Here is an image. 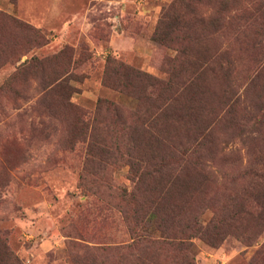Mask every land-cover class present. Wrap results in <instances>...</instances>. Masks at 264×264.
Returning a JSON list of instances; mask_svg holds the SVG:
<instances>
[{"label":"rangeland","instance_id":"rangeland-1","mask_svg":"<svg viewBox=\"0 0 264 264\" xmlns=\"http://www.w3.org/2000/svg\"><path fill=\"white\" fill-rule=\"evenodd\" d=\"M171 1L0 0V13L45 36L43 44L27 48L23 32L0 25L8 49L0 61V85L29 58L57 57L42 71L14 79V101L0 94V264H188L170 252L109 251L130 239L122 206L102 189L109 184L129 192L128 168L97 179L85 194L78 186L83 145L66 143L32 109L39 96L36 79L68 65L73 104L91 111L101 98L134 110V98L101 83L107 57L159 80L176 75L174 83L188 84L162 121L169 145L194 153L198 166L166 178L156 189L162 192L161 222L169 224L166 217L175 214L184 234L199 230L190 239L191 264H264V186L249 188L259 183L251 168L264 167V0H257L262 8L246 3L247 45L233 43L231 30L205 44L203 51L226 52L233 63L230 74L207 65L198 77L174 73L175 51L154 36L159 13ZM16 47L24 51L19 58L9 52ZM61 50L64 55H57ZM150 146L155 153L164 149L159 142ZM151 223L143 227L148 235Z\"/></svg>","mask_w":264,"mask_h":264},{"label":"trees","instance_id":"trees-1","mask_svg":"<svg viewBox=\"0 0 264 264\" xmlns=\"http://www.w3.org/2000/svg\"><path fill=\"white\" fill-rule=\"evenodd\" d=\"M247 2L255 6L259 4L257 8H262V2L257 0H172L162 8L154 36L161 45L175 51L176 62L173 68L178 72L174 73H188L191 77H198L209 65L216 66L218 72L228 76L233 63L225 55L226 52L211 53L203 49L208 39L217 37L220 32L224 36L230 30L234 35L228 37L233 43L241 47L247 45L248 36L244 34L247 24L245 20L250 12ZM0 25H10L14 31L23 32L27 48L43 44L45 36L39 29L3 13H0ZM7 50L0 36V61ZM17 50L19 48L16 47L9 52L20 53L18 58L24 55L23 50ZM57 55H64V50ZM56 58L52 59L56 61ZM52 59L29 58L24 61L19 65V70L0 85V94L9 95L14 101L18 94L14 79L42 71ZM64 66L55 67L48 76L36 79L34 91L39 96L32 109L42 113L46 118L43 122L46 128H56L66 143L83 145L84 157L78 186L85 194L92 192L97 179L107 180V175L114 169L124 166L128 168L133 181L129 192L113 189L109 184L103 186L102 190L112 195L118 206H122L130 240L128 244L107 249L124 256L170 252L191 264L188 256L190 239L196 237L199 230L195 228L188 235L184 234L183 228L175 224V214L166 217L169 224L161 222L163 217L157 203L161 200L162 192L156 189L166 178L176 179L198 166L194 153L181 149V146L169 145L170 138L163 128L165 121H162L168 117L169 106L180 103V96L188 84L185 81L174 83L176 75L162 81L107 57L101 83L134 98L136 107L134 110L124 109L98 98L93 110L88 111L70 101L73 88L68 83V65ZM23 83L27 84L29 80ZM260 111H264V108ZM152 142L162 143L163 151L155 153L150 146ZM66 150L71 148L62 149ZM263 171L261 164L251 168L249 174L259 181L249 187L251 190L257 191L264 186L260 183L264 180L261 174ZM261 213L262 209L254 220L259 221ZM150 221L154 225V235H148L143 230L144 225ZM12 259L17 262L16 257Z\"/></svg>","mask_w":264,"mask_h":264}]
</instances>
